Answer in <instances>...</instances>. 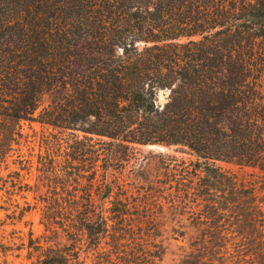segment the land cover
Returning <instances> with one entry per match:
<instances>
[{
  "label": "trees",
  "instance_id": "obj_1",
  "mask_svg": "<svg viewBox=\"0 0 264 264\" xmlns=\"http://www.w3.org/2000/svg\"><path fill=\"white\" fill-rule=\"evenodd\" d=\"M22 120L71 133L68 158L39 161V177L52 191L73 185L68 202L90 231L106 223L92 188L115 150L180 147L217 185L230 183L217 162L264 172V0H0V164ZM201 188L183 192L213 196Z\"/></svg>",
  "mask_w": 264,
  "mask_h": 264
},
{
  "label": "rangeland",
  "instance_id": "obj_2",
  "mask_svg": "<svg viewBox=\"0 0 264 264\" xmlns=\"http://www.w3.org/2000/svg\"><path fill=\"white\" fill-rule=\"evenodd\" d=\"M168 97L161 91L159 103ZM12 127L23 138L0 164L8 181L0 191V264H263L264 172L217 162L230 181L217 185L212 170L180 147L139 146L126 155L115 150L104 180L105 162H99L92 188L96 214L102 212L106 223L90 231L68 202L73 185L52 191L39 177V161L68 158L71 133L24 120ZM22 160L29 161L23 170ZM12 181L22 191H14ZM86 184L75 195L82 196ZM186 187L195 193L207 187L213 196L189 198ZM248 193L263 214L259 220L248 213ZM205 241L202 256L194 255Z\"/></svg>",
  "mask_w": 264,
  "mask_h": 264
}]
</instances>
